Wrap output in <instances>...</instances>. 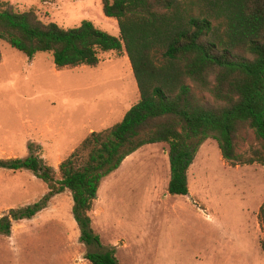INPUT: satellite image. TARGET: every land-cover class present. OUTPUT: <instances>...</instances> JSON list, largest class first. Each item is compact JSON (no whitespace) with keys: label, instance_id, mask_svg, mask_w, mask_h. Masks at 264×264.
Here are the masks:
<instances>
[{"label":"rangeland","instance_id":"obj_1","mask_svg":"<svg viewBox=\"0 0 264 264\" xmlns=\"http://www.w3.org/2000/svg\"><path fill=\"white\" fill-rule=\"evenodd\" d=\"M195 0H186L190 4ZM33 10L44 23L73 29L91 22L120 37L103 0H0ZM0 159L41 158L54 168L93 132L121 122L140 99L126 55H101L98 67L58 70L51 54L30 59L0 42ZM262 150L243 131L239 153ZM169 146L146 145L106 178L89 213L102 246L80 241L71 192L54 196L32 219L0 235V264H92L87 254L115 250L119 264H264L259 221L264 166H230L216 141L201 147L189 173L190 194L168 193ZM48 186L28 170L0 169V218L40 203Z\"/></svg>","mask_w":264,"mask_h":264},{"label":"trees","instance_id":"obj_2","mask_svg":"<svg viewBox=\"0 0 264 264\" xmlns=\"http://www.w3.org/2000/svg\"><path fill=\"white\" fill-rule=\"evenodd\" d=\"M104 13L118 21L120 37L83 22L73 29L44 23L33 10L0 3V42L30 59L47 53L58 70L98 67L101 55L129 59L140 99L113 127L91 133L59 165L34 155L0 159V169L28 170L49 193L40 203L11 210L0 218V235L13 224L32 219L51 199L69 191L80 241L103 247L92 228L93 209L102 182L146 145L169 146L168 193L190 194L188 173L203 144L212 139L233 167L264 166V0H103ZM2 51L0 49V62ZM243 131L252 132L262 150L239 153ZM259 221L263 232L264 205ZM115 250L89 253L92 264H119Z\"/></svg>","mask_w":264,"mask_h":264}]
</instances>
